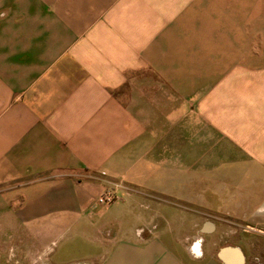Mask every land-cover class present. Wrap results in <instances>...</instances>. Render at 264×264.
Wrapping results in <instances>:
<instances>
[{"label": "crops", "instance_id": "1", "mask_svg": "<svg viewBox=\"0 0 264 264\" xmlns=\"http://www.w3.org/2000/svg\"><path fill=\"white\" fill-rule=\"evenodd\" d=\"M252 234L264 0H0V264H248Z\"/></svg>", "mask_w": 264, "mask_h": 264}, {"label": "rangeland", "instance_id": "2", "mask_svg": "<svg viewBox=\"0 0 264 264\" xmlns=\"http://www.w3.org/2000/svg\"><path fill=\"white\" fill-rule=\"evenodd\" d=\"M99 196V195H98ZM94 197V200L96 201L97 197ZM100 204V203H95ZM69 229L66 226H62L58 231L52 233V236H50L49 241H54L53 244H66L68 237H69ZM231 236V235H230ZM226 241H231V239H228L226 237ZM250 244H252L249 250L247 252V261L248 264H264V236L252 234L250 235Z\"/></svg>", "mask_w": 264, "mask_h": 264}, {"label": "water", "instance_id": "3", "mask_svg": "<svg viewBox=\"0 0 264 264\" xmlns=\"http://www.w3.org/2000/svg\"><path fill=\"white\" fill-rule=\"evenodd\" d=\"M227 248L229 247H222L218 250V256L219 258H221L222 260L229 262V258H228V251ZM231 250H233V252H235L236 256L234 258V260H231V264H240L242 262V256L241 253L234 247H231Z\"/></svg>", "mask_w": 264, "mask_h": 264}, {"label": "built area", "instance_id": "4", "mask_svg": "<svg viewBox=\"0 0 264 264\" xmlns=\"http://www.w3.org/2000/svg\"><path fill=\"white\" fill-rule=\"evenodd\" d=\"M115 195L112 192H104L96 199V203L111 204L115 200Z\"/></svg>", "mask_w": 264, "mask_h": 264}]
</instances>
